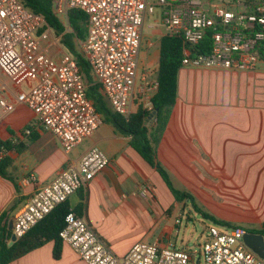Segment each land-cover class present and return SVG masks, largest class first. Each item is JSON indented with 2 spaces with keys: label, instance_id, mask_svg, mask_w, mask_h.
<instances>
[{
  "label": "built area",
  "instance_id": "built-area-1",
  "mask_svg": "<svg viewBox=\"0 0 264 264\" xmlns=\"http://www.w3.org/2000/svg\"><path fill=\"white\" fill-rule=\"evenodd\" d=\"M61 20L73 10L86 16L87 33L79 51L88 61L94 81L114 112L128 119L136 97L142 28L146 15L160 12L168 35L184 40L183 66L253 71L264 62V0H50ZM234 8V9H232ZM65 26V25H64ZM46 27V28H45ZM70 31L69 25L65 26ZM45 28L42 32L41 29ZM54 35L49 45H61L42 15L20 0H0V72L17 82H32L17 95L37 115L32 127L55 135L65 152H71L93 134L103 118L87 96V82L72 54L62 51L59 58L48 53L41 41ZM206 36L212 40L208 53H195ZM158 81L140 77L138 94L143 108L152 111V96ZM0 107L12 106L0 96ZM31 127L24 133L31 134ZM18 142L17 140H14ZM0 149V159L8 156ZM98 147L91 148L78 163L69 164L53 181L38 187L15 215L12 234L19 239L31 231L60 205L87 186L109 165ZM30 175L28 182H35ZM150 185L142 187L147 194ZM181 220L176 219V224ZM243 227L221 231L209 229L202 247L204 264H264L244 241ZM87 264H192L186 250L159 243H137L124 256L116 255L86 219L73 209L65 216L59 232ZM199 260H197V263Z\"/></svg>",
  "mask_w": 264,
  "mask_h": 264
},
{
  "label": "crops",
  "instance_id": "crops-1",
  "mask_svg": "<svg viewBox=\"0 0 264 264\" xmlns=\"http://www.w3.org/2000/svg\"><path fill=\"white\" fill-rule=\"evenodd\" d=\"M165 35L159 10L146 15L139 59L148 39L144 57L150 65L159 62L160 40ZM0 74V96L12 106L9 110L0 108V127L4 124L5 129L0 138L25 144L21 152H8L12 159L8 177L0 176V241L14 242L13 234L9 239L4 237V228L10 230V222L38 187L49 184L67 165L78 163L91 148L98 147L109 158V165L67 200L70 209L76 212L84 203L78 214L118 256L137 243L167 246L162 239L176 229L181 208L157 171L131 147V137L103 121L67 153L55 135L32 127L36 113L24 104L20 109L16 102L17 95L27 91L32 82L17 83ZM139 86L137 82L135 99ZM177 94L157 147L159 162L173 173L193 158L200 161L209 156L213 165L228 170L233 157L240 156L247 169L261 172L255 180L257 187L263 185L264 62L253 71L183 66ZM247 96L248 101H244ZM30 127L31 134L26 135L24 131ZM34 133L36 137L31 138ZM30 175L35 182L27 181ZM145 185L151 186L147 194L141 190ZM53 249L54 242H47L9 264H87L64 242L59 259L53 257Z\"/></svg>",
  "mask_w": 264,
  "mask_h": 264
},
{
  "label": "trees",
  "instance_id": "trees-1",
  "mask_svg": "<svg viewBox=\"0 0 264 264\" xmlns=\"http://www.w3.org/2000/svg\"><path fill=\"white\" fill-rule=\"evenodd\" d=\"M20 1L28 9L36 14L42 15L47 26L53 30L55 35L61 36L62 45L74 56L80 71L85 77L87 82V96L94 102L96 111L102 116L103 121L111 123L121 133L131 137V147L157 171L173 195L175 201L183 202L189 200L193 208L200 212L205 218L213 220L218 224L228 226L229 228L240 227L233 226L228 222H220L211 216L209 212L203 211L197 205L195 197L190 192L182 190L174 185L171 173L157 158V147L162 139L172 108L178 96V74L183 67V49L185 46L182 36L166 34L160 40V56L156 75L158 89L151 98L153 106L152 111L145 110L142 103L140 101L137 103L135 99V108L130 117L126 119L114 112L110 107L108 101L100 91V86L94 81L88 61L78 50V42L84 40L87 33L86 16L84 13L78 10L71 11L68 15L70 31H66V27L62 21L54 14L50 0ZM45 28L41 29L40 32ZM211 45L212 40L210 36H206L204 40L195 47L193 52L206 54L210 51ZM8 132L14 135L12 130L8 129ZM34 137H36V133L31 136V138ZM24 147L25 144L22 141L19 143V141L2 140L0 138V149L4 148L8 151L13 150L21 152ZM11 164L12 159L9 156L0 159L1 177H8L7 168ZM83 208L84 203H81L79 207L76 208L77 214H81L80 210ZM69 209L70 206L68 202H65L23 237L10 244L0 241V264H9L50 241L54 242L53 257L59 259L61 257L63 245L59 232L64 225L65 216L69 212ZM246 231L264 236V222L261 228L249 229ZM11 235L12 231L4 228V237L9 239Z\"/></svg>",
  "mask_w": 264,
  "mask_h": 264
},
{
  "label": "rangeland",
  "instance_id": "rangeland-1",
  "mask_svg": "<svg viewBox=\"0 0 264 264\" xmlns=\"http://www.w3.org/2000/svg\"><path fill=\"white\" fill-rule=\"evenodd\" d=\"M213 1L224 2V0ZM61 21L65 26L69 25L68 18L62 17ZM53 36L49 35L47 40L41 41L42 46L49 47L54 39ZM147 40L141 50L138 74L141 77L144 72H147L148 79L152 81L157 75L158 62L152 65L147 63L144 57ZM60 44L49 47L48 53L59 58L62 56V51L68 52L62 43ZM79 47L80 41L78 50ZM140 77L138 84H140ZM225 81H227L226 78ZM246 94L249 95V90ZM248 99L247 96L244 101ZM139 101L141 102L140 98H136V102ZM22 105L19 106L20 109L24 107ZM0 108L3 110L2 107ZM3 126L0 127V136L5 134ZM241 159L240 156L233 157L229 169L225 170L219 164L214 166L209 156H202L200 161L193 158L189 163L183 164L179 170L171 173V177L176 187L190 192L195 197L197 205L220 222L242 226L246 230L257 229L264 219V184L257 187L255 177L261 172L252 171L253 168L250 169V167L247 169L248 165L240 163ZM179 205L181 216L178 218L181 223L173 232L165 234L162 243L191 253L195 259L192 264H204L202 247L206 242L209 229L216 227L221 231H228L229 227L205 218L193 208L189 200L179 202ZM197 260H199L198 263Z\"/></svg>",
  "mask_w": 264,
  "mask_h": 264
},
{
  "label": "water",
  "instance_id": "water-1",
  "mask_svg": "<svg viewBox=\"0 0 264 264\" xmlns=\"http://www.w3.org/2000/svg\"><path fill=\"white\" fill-rule=\"evenodd\" d=\"M13 221L10 222L9 229L12 230ZM13 241H16V237L12 236ZM245 244L255 252L261 259L264 260V236L252 232H247L244 236Z\"/></svg>",
  "mask_w": 264,
  "mask_h": 264
}]
</instances>
